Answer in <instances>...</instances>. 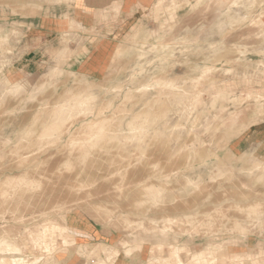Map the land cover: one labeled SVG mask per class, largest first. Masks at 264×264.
Segmentation results:
<instances>
[{
	"label": "rangeland",
	"instance_id": "1",
	"mask_svg": "<svg viewBox=\"0 0 264 264\" xmlns=\"http://www.w3.org/2000/svg\"><path fill=\"white\" fill-rule=\"evenodd\" d=\"M0 264H264V0H0Z\"/></svg>",
	"mask_w": 264,
	"mask_h": 264
}]
</instances>
